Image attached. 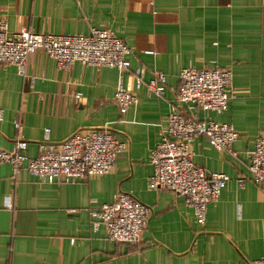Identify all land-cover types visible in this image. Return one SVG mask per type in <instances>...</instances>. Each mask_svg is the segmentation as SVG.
<instances>
[{
    "label": "crops",
    "instance_id": "crops-1",
    "mask_svg": "<svg viewBox=\"0 0 264 264\" xmlns=\"http://www.w3.org/2000/svg\"><path fill=\"white\" fill-rule=\"evenodd\" d=\"M0 20L10 31L107 28L131 48L121 76L78 61L59 69L42 49L27 56L23 75L0 63V148L10 150L20 136L34 157L45 129L52 142L103 128L125 143L110 172L75 183H40L24 169L13 176L0 163V264H251L264 255V184L252 183L248 170L256 138L264 135V0H0ZM188 66L229 69L234 97L227 110L177 100L179 71ZM139 67L145 81L165 74L162 94L135 88ZM119 81L137 97L124 113L114 102ZM172 109L238 132L234 154L203 136L190 144L197 165L229 177L207 204L204 225L182 196L148 188L150 153ZM121 192L152 210L136 243L109 240L103 225H91L90 211Z\"/></svg>",
    "mask_w": 264,
    "mask_h": 264
},
{
    "label": "built area",
    "instance_id": "built-area-1",
    "mask_svg": "<svg viewBox=\"0 0 264 264\" xmlns=\"http://www.w3.org/2000/svg\"><path fill=\"white\" fill-rule=\"evenodd\" d=\"M37 49L53 58L59 69H67L78 61L82 65L116 68L121 76L130 66L131 48L107 28H91L86 34L38 33L31 27L10 31L6 22L0 20L1 64H13L23 75L27 56ZM144 72L142 67L136 69L135 88H144L148 95L162 94L165 74L156 72L145 81ZM178 78L177 100L191 108L220 113L228 109L234 97L227 68L183 67ZM114 102L120 113H124L137 102V97L119 81ZM2 119L0 108V122ZM14 127L20 128L17 119ZM48 134L49 129H45L34 157L26 154L28 142L17 137L10 150L0 148V163H8L13 176L24 169L40 183H75L85 177L107 174L125 150V143L116 139L109 129L76 132L59 142L50 141ZM196 136L205 137L217 151L234 154L232 146L238 132L228 123L200 119L195 113L186 115L172 109L150 153L152 173L148 177V188L169 190L182 196L197 223L204 225L207 204L219 198L229 177L224 173L208 174L193 161L190 144ZM248 170L252 183L264 184V135L256 138ZM244 181L238 179L241 184ZM90 214L94 230L103 225L109 240L132 244L139 240L152 210L130 194L121 192L114 201L98 205ZM251 264H264V255L253 258Z\"/></svg>",
    "mask_w": 264,
    "mask_h": 264
}]
</instances>
